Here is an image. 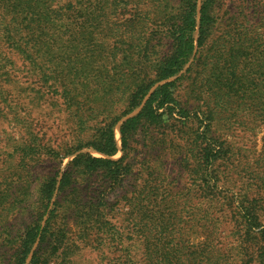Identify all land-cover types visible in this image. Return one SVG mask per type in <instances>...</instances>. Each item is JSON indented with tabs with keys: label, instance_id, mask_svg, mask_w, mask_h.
Listing matches in <instances>:
<instances>
[{
	"label": "rangeland",
	"instance_id": "1",
	"mask_svg": "<svg viewBox=\"0 0 264 264\" xmlns=\"http://www.w3.org/2000/svg\"><path fill=\"white\" fill-rule=\"evenodd\" d=\"M42 1L49 6L50 11L64 12L66 9L68 15L75 13L72 12L75 0ZM166 1H159L152 8L146 0H129L128 7L123 11L128 35L132 34L133 37L144 34V29L140 27L149 23L144 18L146 12L153 17L155 24L160 25ZM97 2L83 0L82 6L78 8L84 9L87 6L96 20L95 12L101 13ZM168 2L173 9L177 7L178 0ZM200 4L199 0L198 8ZM116 13L105 10L104 21L109 25L106 30L117 27L124 29L121 25L124 20H116ZM213 15L215 25L208 43L212 49L198 53L196 48L184 70L176 79L169 80H176L177 108L190 112L192 116L197 113L198 119L192 117L184 120L173 114L160 126L143 128L128 142L127 161L132 166V172L114 190L108 189L102 174L95 173L85 181L80 179L77 182L78 194L74 192L70 196L72 187L58 195L55 192L52 201L58 200L62 213H59L55 219L56 225L51 229L54 237L48 236L46 242L42 243L44 256L50 254L47 264H119L126 259L133 264H143V250L147 242L151 248H158L153 262L163 259L167 249L175 245L199 251L198 254L203 251L199 246L208 248L207 251L211 250L212 244L220 246L222 254L225 250L235 248L236 242L229 234L234 233L237 223L230 216L227 204L222 205L220 198H214L213 194L198 188L199 168L194 166L195 148L192 140L195 131H202L208 124L206 116L210 113L214 118L213 133L219 140L218 144L233 150L230 161L223 163L217 160L214 163L212 171L216 179L212 182L217 181L221 192L236 196H259L263 192L264 126L254 116L256 111L249 100L256 98L252 90L256 89V84L263 82L264 67L255 56H250V61L245 60L240 74H235L234 69L229 70L223 64L228 61L243 62L239 57L247 52L244 48L259 45L252 38L261 35L259 23L264 20V0H219ZM68 21L65 23H70ZM79 22H71V30L85 32L88 29L83 37L100 41L104 33L99 35L96 23L89 27L91 22L85 25ZM111 34V31L108 32L109 36ZM24 39L25 45L30 46L32 38ZM108 40L107 45H111L113 39ZM163 42L168 48V40L164 39ZM87 49L89 51L86 50L85 55L88 58L92 52L89 46ZM99 49L94 47L93 53L98 55ZM45 51L43 46L33 50L36 53L34 60L38 64L46 58ZM64 51L68 52L69 48ZM53 52L61 53L60 49L55 48ZM101 61L104 62L99 59V64ZM99 64L97 66L96 60L90 59L86 66L102 72ZM37 72L29 67L21 55L9 50L0 37V209L4 208L0 213V262L3 264L12 260L14 240L7 237L8 229L2 226H10L13 234L9 235L12 237L21 234L31 222V211L20 210L16 213L15 208L31 207L30 202L36 199V193L30 202H23L22 205L12 200L18 194V189L23 186L25 188L21 181L26 172L30 171L29 176H25V182L31 186L29 192H32L37 191L40 183L57 170L60 171L59 181L68 164L79 154L118 160L122 156L121 124L136 116L141 109L125 116L115 125L114 137L118 152L113 157L85 148L62 160L56 159L53 154L52 157L46 154L36 160L34 165L29 162V157L23 156L25 142L36 139L62 156L78 142L91 141L95 130L103 125V116L100 114L87 118L84 114L85 117L79 121L80 118L72 114L75 107L67 106L59 97H52L47 86L40 83ZM4 73L7 75H2ZM104 80V77L99 79ZM97 84V81L91 79L87 88L83 89V94L85 92L86 96H91ZM119 96L120 93L117 94ZM79 100L83 101V98ZM124 109L121 103H116L113 116ZM29 165L32 167L26 169ZM249 177L256 178L251 191H248ZM87 204L94 206V211L102 212L105 216L102 224L105 222L110 227L100 230L102 225L97 224L95 218L88 220L73 211L77 207L81 211L86 210ZM259 214L260 227L263 228L264 214ZM214 222L219 223V229L217 235H210V227ZM105 230L106 236L111 233L116 235L117 232V235L122 236L123 243L119 246L115 241L106 239L103 233ZM37 246L36 242L32 253ZM66 249L68 252L64 254ZM200 255L202 258L206 256ZM229 255L233 258V264H238L234 252ZM164 257L170 258L168 255Z\"/></svg>",
	"mask_w": 264,
	"mask_h": 264
},
{
	"label": "trees",
	"instance_id": "2",
	"mask_svg": "<svg viewBox=\"0 0 264 264\" xmlns=\"http://www.w3.org/2000/svg\"><path fill=\"white\" fill-rule=\"evenodd\" d=\"M146 1L152 8H155V5L162 0ZM198 1L178 0L177 7L173 9L167 0L163 6V21L160 25L155 24L152 20L153 17H150L146 12L144 18L150 25L144 23V27H140L141 30L144 29V34L132 37V34L128 35L127 20L124 19L123 13L129 5V0H98L97 5L101 13L95 12L96 20L95 15L88 10L87 6L84 8L85 10L80 9L81 7L78 8V6H82L83 0H75L72 5V12L75 13L72 15H68L66 9L64 12L62 10L50 11L48 10L49 6L42 0H0V37L4 45L9 50L21 55L29 67L38 71L36 74L40 83L47 86L48 93L52 97H59L65 101L67 106L75 107L72 114L80 118L79 121H82L83 116L85 117L84 114H86V118L99 114L103 116V125L95 130L91 141L78 142L62 156L55 154V151L36 139L25 142L22 151L24 157H29V162L35 165L36 160L46 154L50 157L53 154L56 159L62 160L85 148L113 157L118 152L114 137L115 125L122 118L141 107L136 116L128 118L121 124L122 156L118 160L79 154L68 164L59 181L60 171L57 170L40 183L37 191L32 192H29L31 186L26 185L27 182H25L30 171L26 172L21 181L23 185L25 184V188L23 186L18 189V194L14 195L12 200L16 203L20 202L22 205L23 202H30L34 193H36V199L30 202L31 207L18 208L17 206L15 208L16 213L20 210L31 211V222L21 234L11 237L9 234L13 233L10 226H2L6 230L8 229L7 237L14 240L12 246L14 252L11 255L12 260L8 264H27V259L36 242L38 243L37 249L32 253L28 264L48 263L50 254L44 256V252L41 251L44 249L42 243L46 242V237H54L51 229L56 225L55 219L59 213H62V210H59L62 209V206L60 208L58 200L52 201L55 192L58 195L72 187L70 196L74 192L78 194L77 182L80 179L85 181L88 176L95 173L102 174L108 189L114 190L117 185L122 183L124 177L132 172V166L127 161L129 157L128 142L143 128L160 126L162 122L168 121L173 114L184 118V120L192 117L198 119L197 113L192 116L190 112L177 108L176 80L169 81L173 78L176 79L184 70L196 48L198 53L208 52L212 49L208 43L215 25L213 11L219 0H200L199 8ZM105 10L117 11L115 18L124 20L121 24L123 30L120 27L114 28L115 30L110 29L112 34L108 35L110 31L106 30L109 25L104 21ZM67 21L70 23H65ZM77 21L83 25L91 22L89 27L96 23L95 25L100 31L99 35L104 33L100 41L96 38L85 39L83 36L88 33V29L85 32L78 31L79 33L71 30V22ZM259 24L261 35L252 38V41L259 45L244 48V51L250 52H245L241 58L239 57L243 62L231 63L228 61L227 64H223L229 70L234 69L235 74H240L243 70L242 65L246 63V59L250 61V56L257 57L264 67V34H262V32L264 33V20H261ZM83 25L81 26L83 27ZM26 37L32 38L30 46L25 45L24 38ZM111 38L113 39L111 45H107L108 39ZM164 39L169 42L168 48L163 42ZM41 46L46 50V58L41 64H38L34 60L36 53L33 50ZM87 46L92 52L88 58L85 55L86 50L89 51ZM94 47L100 48L98 55L93 53ZM54 48L60 49L61 53H54ZM66 48H69L68 52L64 51ZM90 59H95L97 66L99 59L104 61L99 64L102 72L93 71L91 67L86 66ZM2 75H7V73ZM101 77L106 80L99 81ZM91 79L98 82L97 89L92 92L91 96H86L85 92L83 94V89L87 88ZM252 91L256 98L250 99L249 104L255 108L254 116L264 126V79L263 82L256 84V89ZM118 93H120L119 97H117ZM80 97L83 98V101L79 100ZM116 103H121L125 109L120 114L113 116V106ZM206 117H208V124L203 127L202 131L196 130L192 140L195 148V152L193 151L194 166L199 168L197 169L199 172L198 188L200 191L213 194L214 198H220L222 205L227 204L230 216L234 217L237 223L234 233L229 234L236 242V246L234 249L225 250L224 254L219 251L220 246L212 244L210 251H207L208 248L203 249V246H199L203 251L198 254L199 251L175 245L167 249L162 256L163 259L153 262V256L158 254V248L155 246L151 248L150 243L147 242V246L143 250V257L145 256L143 264H233V258L229 255L233 252L234 257H237L238 264H264V227H260L259 214L260 212L264 214V190L259 196L252 197L248 194L236 196L218 190L217 181L212 182L216 179L213 176V165L217 160L223 161V163L230 161L233 157V150L229 147L227 149L220 147L219 140L214 137L213 133L214 118L210 113ZM262 153H264V142ZM31 167L32 165H29L26 169ZM249 176L251 175L249 174ZM255 180L254 177L248 178V191H251L250 188L254 186L252 183ZM3 209H0V213ZM73 211L88 220L95 218L94 221L102 225L100 230L103 227L105 229L110 227V224L105 222L102 224L105 216L99 210L94 211V206L88 205L86 210L82 211L77 207ZM218 224L214 222L211 225L210 235H217ZM103 233L109 241H115L119 246L123 243L122 236L117 235V232H115L117 236L113 233L106 236V230ZM258 242L260 245L257 246ZM216 244H220V242ZM55 248L58 249L56 246ZM55 248L53 249L55 250ZM46 252L48 251L46 250ZM67 252L66 249L64 254ZM200 254L206 256L202 258ZM164 255H168L170 258L164 257ZM0 264L3 263L0 262ZM119 264L133 263L126 259Z\"/></svg>",
	"mask_w": 264,
	"mask_h": 264
}]
</instances>
